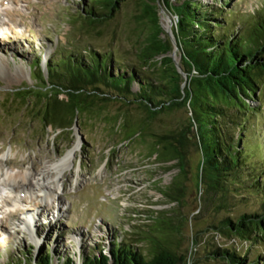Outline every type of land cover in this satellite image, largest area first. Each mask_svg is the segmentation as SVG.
<instances>
[{"label":"rangeland","instance_id":"rangeland-1","mask_svg":"<svg viewBox=\"0 0 264 264\" xmlns=\"http://www.w3.org/2000/svg\"><path fill=\"white\" fill-rule=\"evenodd\" d=\"M166 1L172 7L183 0ZM166 1L158 3L161 38L172 43L170 57L179 65L180 52L174 37L177 19L165 6ZM190 1L203 8L223 9L236 30L264 5V0ZM139 2L126 0L110 21L89 26L80 14L84 0H0V264H27L25 259L45 252L52 255V264H57L58 256L68 255L79 262L83 254L96 256L114 240L147 252L140 237L155 233L160 218H176L177 213L185 220L184 247H190V237L199 232L200 243L192 249L189 264H217L204 257L212 245L235 248L247 254L249 261L264 256V243L249 247L205 232L210 223L229 214L237 217L257 211L256 197H249L246 205L233 204L228 212L213 214L208 210L193 218L198 212L199 156L192 146L188 150L190 175L182 205L162 194L178 169L172 166L174 162L162 163L151 155L154 135L178 131L189 117L184 109L163 112L148 120L135 105L126 107L112 101L96 106L90 113H80L64 132L45 128L35 116L38 111H46L34 105L36 94L49 92L48 88L40 90L43 84L31 74L29 67L37 58H41L38 66L44 78L49 60L83 55L87 48L100 55H113L116 65L142 71L138 52L146 30L137 19ZM259 84L256 99L249 101L254 114L248 115L247 160L264 181V81ZM22 90L30 91L27 106L21 105L23 97L16 98L15 93ZM137 123L144 125V136L138 133L123 141V136L136 131ZM72 146L77 147L74 154L59 166L58 159ZM28 178H32L31 186L25 185L18 193L9 189L13 180L27 184ZM40 180L47 185L42 187Z\"/></svg>","mask_w":264,"mask_h":264},{"label":"trees","instance_id":"trees-1","mask_svg":"<svg viewBox=\"0 0 264 264\" xmlns=\"http://www.w3.org/2000/svg\"><path fill=\"white\" fill-rule=\"evenodd\" d=\"M84 1L85 8L80 11L82 19L89 26H95L110 21L126 0ZM159 1L139 2L137 19L146 30L138 52L142 71L116 65L113 55H100L87 48L83 55L49 60L47 78H44L38 66L41 58L35 59L29 67L31 74L43 84L40 90H49L43 96L36 94L38 100L34 105L46 111L43 114L38 111L35 116L45 128L50 126L64 132L72 127L80 113H90L96 106L112 101L126 107L135 105L148 120L163 112L184 109L189 117L178 131L154 135L151 155L162 163L174 162L172 166L178 169L162 194L170 202L182 205L190 175L188 150L192 146L199 156L198 212L193 218L208 210L213 214L228 212L233 204H244L249 197H256L257 211L243 212L237 217L229 214L210 223L205 232L247 243L249 247L264 243V181L254 164L247 160L250 155L246 140L248 115L254 114L249 101L256 99L259 83L264 81V5L236 30L223 9L203 8L190 0L171 7L164 0L177 19L174 37L184 78L170 57L172 43L161 38ZM134 87L137 91H133ZM19 92L15 93L16 98L23 97L21 105L27 106L31 102L30 91ZM60 95L65 98L60 99ZM115 123H118L117 117ZM143 130L144 125L137 123L136 131L123 136V141L138 133L143 137ZM176 215V218H160L155 224V233L140 237L147 252L114 240L96 256L83 254L79 262L70 255L58 256L57 264H189L192 249L200 243L199 232L190 237V247H184L185 220L180 213ZM204 257L217 264H264V256L249 261L247 254L222 245H212ZM52 260V255L45 252L25 262L52 264Z\"/></svg>","mask_w":264,"mask_h":264},{"label":"bare ground","instance_id":"bare-ground-1","mask_svg":"<svg viewBox=\"0 0 264 264\" xmlns=\"http://www.w3.org/2000/svg\"><path fill=\"white\" fill-rule=\"evenodd\" d=\"M167 25V24H166ZM76 146L75 147H73L72 146V148L71 149H69L63 156H61L59 159H58V161H57V164L59 165V166H62L63 165V163L67 160V159H69L73 154H74V152H75V150H76ZM56 168V167H55ZM58 173V172H57ZM18 177V176H17ZM9 180V179H8ZM13 180V179H12ZM29 181H32V178H28L27 179V184L25 183V182H17V181H12L11 183L12 184H8V186H9V189L10 190H15L16 191V193H18V192H20V190H22V188H24L25 187V185H28V186H31V182H29ZM35 181V180H34ZM36 181H39L38 179L36 180ZM41 182H42V185L43 184H46V181L45 180H40ZM8 182V181H7ZM6 184V183H5ZM40 184V183H39ZM39 184H37V186L38 187H40L41 185H39ZM47 185V184H46ZM45 185H43L42 187H44ZM5 189H6V187H5ZM8 191V190H7ZM17 200V199H16Z\"/></svg>","mask_w":264,"mask_h":264},{"label":"water","instance_id":"water-1","mask_svg":"<svg viewBox=\"0 0 264 264\" xmlns=\"http://www.w3.org/2000/svg\"><path fill=\"white\" fill-rule=\"evenodd\" d=\"M171 58L174 61V63L176 64L178 71L183 75L184 78H186V75L181 71L179 65L176 63V61L174 60V58L172 56H171Z\"/></svg>","mask_w":264,"mask_h":264}]
</instances>
